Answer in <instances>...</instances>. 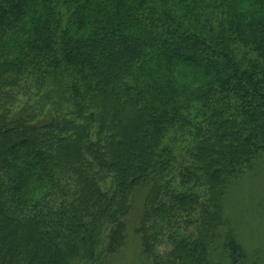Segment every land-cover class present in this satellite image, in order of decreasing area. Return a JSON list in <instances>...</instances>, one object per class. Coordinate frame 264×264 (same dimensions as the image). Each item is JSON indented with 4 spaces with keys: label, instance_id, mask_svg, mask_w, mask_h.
<instances>
[{
    "label": "trees",
    "instance_id": "trees-1",
    "mask_svg": "<svg viewBox=\"0 0 264 264\" xmlns=\"http://www.w3.org/2000/svg\"><path fill=\"white\" fill-rule=\"evenodd\" d=\"M263 162L264 0H0V264H257Z\"/></svg>",
    "mask_w": 264,
    "mask_h": 264
},
{
    "label": "rangeland",
    "instance_id": "rangeland-1",
    "mask_svg": "<svg viewBox=\"0 0 264 264\" xmlns=\"http://www.w3.org/2000/svg\"><path fill=\"white\" fill-rule=\"evenodd\" d=\"M140 214L137 202L128 218L125 247L102 264H150L142 257L139 238L134 233ZM225 215L244 252L257 264H264V162L253 174H244L228 195Z\"/></svg>",
    "mask_w": 264,
    "mask_h": 264
}]
</instances>
